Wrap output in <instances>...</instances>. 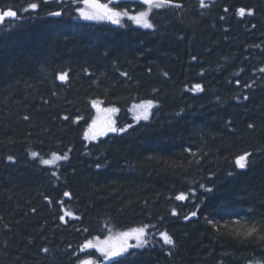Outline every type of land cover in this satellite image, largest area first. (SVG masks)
<instances>
[{
  "label": "trees",
  "instance_id": "1",
  "mask_svg": "<svg viewBox=\"0 0 264 264\" xmlns=\"http://www.w3.org/2000/svg\"><path fill=\"white\" fill-rule=\"evenodd\" d=\"M77 1L0 0L17 12L0 25V264H264V0H172L152 29ZM139 228L147 244L107 254Z\"/></svg>",
  "mask_w": 264,
  "mask_h": 264
},
{
  "label": "snow or ice",
  "instance_id": "2",
  "mask_svg": "<svg viewBox=\"0 0 264 264\" xmlns=\"http://www.w3.org/2000/svg\"><path fill=\"white\" fill-rule=\"evenodd\" d=\"M200 2H201V5L204 4V0H200ZM81 3L84 5V7H81L78 5L76 8V11L79 13L80 17L85 19V20H90V21L107 20L111 23L120 25L122 19L124 17H127V19L133 21L138 26H142L146 29H152L154 26L150 22V19H149V15H150L152 9L153 8L161 9L166 4H172V0H140L141 5L147 6V10L146 11H139L136 13H130L127 9L120 10L118 8L119 0H106V2H102V0H81ZM175 6L179 7L180 5L176 4ZM37 7H38V5L36 3H32L29 5V8L32 10L37 9ZM246 11L249 15L252 14L251 9L246 10L244 8L239 9V14L244 15ZM52 15L59 16V15H61V13L55 12V13H52ZM6 18H17V12L12 10L11 8H9L7 10L0 11V22L5 21ZM66 76H67L66 73L60 74L59 79L65 80ZM236 82H237V84H239V80H237ZM200 87H201L200 85L195 86L196 89H200ZM153 103L154 102L152 100L143 101L141 103L140 107H141L142 111H141L140 115H142L144 119L148 118V112H149L150 108L153 106ZM137 118H139V117H137ZM25 119H27V117H25ZM109 130L110 131H116L115 128H111V127L109 128ZM119 131L124 132L125 129L120 128ZM36 155H37V153H32L33 157H35ZM248 156H249V154L245 153L244 155L237 157L236 162H235L236 166L239 168L247 167ZM52 157H54L55 160H60V159L66 158L64 156H60L57 153H52ZM8 159L12 160L13 157L9 156ZM42 163H44L46 165L52 164V163H54V160H51V159L44 160V161H42ZM98 167H99V165H98ZM65 195H68V194L65 193ZM184 198H185L184 194H180L176 197L177 200H182ZM173 211L175 212V210H173ZM195 214L196 213H194V212L192 213L193 216ZM69 215H71V213H69ZM185 218L187 219V217H185ZM60 219L63 220L64 216H61ZM208 222L210 224L213 223V221H211V220H209ZM146 227L147 226H145V228ZM145 228L130 230V233L124 234L125 239L129 238V236H134L135 239L137 240V246H142L143 244H147L148 241L146 239H144ZM257 230L258 229L255 226L248 228L245 235H252L253 233L257 232ZM161 236L163 237L165 244H172L173 243L172 238L166 232L161 233ZM88 246L91 247L92 245L89 243ZM44 251H47V249H45ZM126 251H127V247L124 244H121L119 246L118 250L109 249L107 254L110 256H118V255H121L122 253H124ZM83 264H89V262H83Z\"/></svg>",
  "mask_w": 264,
  "mask_h": 264
},
{
  "label": "rangeland",
  "instance_id": "3",
  "mask_svg": "<svg viewBox=\"0 0 264 264\" xmlns=\"http://www.w3.org/2000/svg\"><path fill=\"white\" fill-rule=\"evenodd\" d=\"M146 9H147V7H146ZM142 102L143 101L135 102V103L131 104L129 109H128V111L130 112L132 117L137 119V120H145L143 118V116L140 115V113L142 111L140 105H141ZM153 105H154V103H153ZM97 106H96V116H95V119L93 121V125L92 126L93 127H97V130H101L102 132H104L105 129L108 128L105 116H108V115L112 114L113 110H111L110 108L103 107L101 105H99L98 107ZM151 108H150V110L148 112V116L150 114ZM137 117H139V118H137ZM49 159L56 161L55 158L52 157V156L49 157L47 160H49ZM127 240H128V238L125 239V235L124 234L123 235H117L114 238H112V241H113L112 243H122L123 244Z\"/></svg>",
  "mask_w": 264,
  "mask_h": 264
},
{
  "label": "water",
  "instance_id": "4",
  "mask_svg": "<svg viewBox=\"0 0 264 264\" xmlns=\"http://www.w3.org/2000/svg\"><path fill=\"white\" fill-rule=\"evenodd\" d=\"M120 1H136V2H139L140 3V0H119V2ZM176 4H179V3L172 2L171 5H176ZM179 5L181 6V4H179ZM5 10H7V9H5ZM0 11H2V10L0 9ZM6 19H9V18H6ZM0 23H2V22H0Z\"/></svg>",
  "mask_w": 264,
  "mask_h": 264
}]
</instances>
